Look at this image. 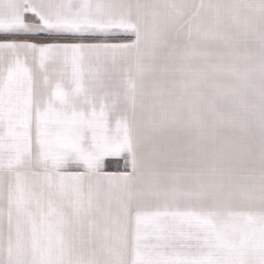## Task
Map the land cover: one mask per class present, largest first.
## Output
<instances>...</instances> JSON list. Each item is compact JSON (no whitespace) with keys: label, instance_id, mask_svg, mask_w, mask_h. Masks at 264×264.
Masks as SVG:
<instances>
[{"label":"snow or ice","instance_id":"6c2138e0","mask_svg":"<svg viewBox=\"0 0 264 264\" xmlns=\"http://www.w3.org/2000/svg\"><path fill=\"white\" fill-rule=\"evenodd\" d=\"M0 264H264V0H0Z\"/></svg>","mask_w":264,"mask_h":264},{"label":"crops","instance_id":"0c3cea01","mask_svg":"<svg viewBox=\"0 0 264 264\" xmlns=\"http://www.w3.org/2000/svg\"><path fill=\"white\" fill-rule=\"evenodd\" d=\"M119 159H120L119 157H109L108 161H116ZM121 165H122V161H121ZM106 167H107V161H106ZM108 170L115 171L116 170V164L115 163L111 164L110 169H108Z\"/></svg>","mask_w":264,"mask_h":264}]
</instances>
